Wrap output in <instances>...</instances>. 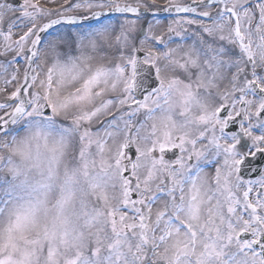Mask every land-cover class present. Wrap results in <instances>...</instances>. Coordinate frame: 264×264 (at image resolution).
I'll return each mask as SVG.
<instances>
[{"label":"snow or ice","instance_id":"obj_1","mask_svg":"<svg viewBox=\"0 0 264 264\" xmlns=\"http://www.w3.org/2000/svg\"><path fill=\"white\" fill-rule=\"evenodd\" d=\"M0 96V264H264V0H0Z\"/></svg>","mask_w":264,"mask_h":264},{"label":"rangeland","instance_id":"obj_2","mask_svg":"<svg viewBox=\"0 0 264 264\" xmlns=\"http://www.w3.org/2000/svg\"><path fill=\"white\" fill-rule=\"evenodd\" d=\"M161 2H162V0H161ZM41 3H44V0H41ZM48 6V5H47ZM52 6V5H51ZM191 41H189V43H190ZM0 99H3V97L2 96H0Z\"/></svg>","mask_w":264,"mask_h":264}]
</instances>
